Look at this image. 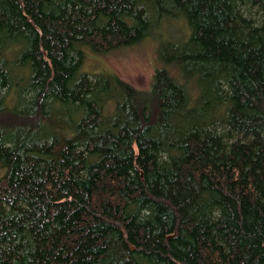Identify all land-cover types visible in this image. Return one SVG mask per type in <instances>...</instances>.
Masks as SVG:
<instances>
[{
  "label": "trees",
  "instance_id": "trees-1",
  "mask_svg": "<svg viewBox=\"0 0 264 264\" xmlns=\"http://www.w3.org/2000/svg\"><path fill=\"white\" fill-rule=\"evenodd\" d=\"M0 264H264V0H0Z\"/></svg>",
  "mask_w": 264,
  "mask_h": 264
},
{
  "label": "rangeland",
  "instance_id": "rangeland-1",
  "mask_svg": "<svg viewBox=\"0 0 264 264\" xmlns=\"http://www.w3.org/2000/svg\"><path fill=\"white\" fill-rule=\"evenodd\" d=\"M177 21L164 22L150 35L130 47L100 55L86 53L82 70L88 74L111 73L137 91L148 90L152 73L160 67L157 50L161 47L166 49L164 57L169 58L174 43L187 35L183 22Z\"/></svg>",
  "mask_w": 264,
  "mask_h": 264
}]
</instances>
